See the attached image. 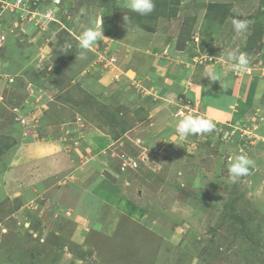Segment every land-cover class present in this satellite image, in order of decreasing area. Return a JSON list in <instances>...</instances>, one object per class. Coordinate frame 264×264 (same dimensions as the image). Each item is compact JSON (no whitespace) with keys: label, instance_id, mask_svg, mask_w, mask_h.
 I'll use <instances>...</instances> for the list:
<instances>
[{"label":"rangeland","instance_id":"rangeland-1","mask_svg":"<svg viewBox=\"0 0 264 264\" xmlns=\"http://www.w3.org/2000/svg\"><path fill=\"white\" fill-rule=\"evenodd\" d=\"M38 5L33 21L0 7V264H264V117H241L222 86L194 94L203 71L227 70L219 53L247 54L239 82L264 65V0H168L148 15L127 0ZM97 23L104 36L81 49ZM171 76L181 90L167 98ZM211 91L228 116L211 113ZM186 114L216 128L180 139ZM241 153L254 166L233 183ZM104 189L121 198L95 200Z\"/></svg>","mask_w":264,"mask_h":264},{"label":"clouds","instance_id":"clouds-1","mask_svg":"<svg viewBox=\"0 0 264 264\" xmlns=\"http://www.w3.org/2000/svg\"><path fill=\"white\" fill-rule=\"evenodd\" d=\"M127 7L140 15H148L153 12L155 8L154 0H127ZM8 14L13 15L7 11ZM237 13L231 20L233 31L237 35H243L248 32L249 23L246 19L239 18ZM127 22L128 17L124 16ZM102 25L97 23L87 27L78 36L79 47L83 50L92 48L97 45L98 41L103 37ZM6 39V37H5ZM5 43V42H4ZM71 48V44H65L64 50ZM83 57V53H81ZM224 60L227 62L229 71L244 72L248 70L249 58L246 53L239 51V49H230L224 54ZM210 80H219V76L215 74L212 69H207L205 75ZM171 103H175V95H173ZM216 128V121L206 115L186 114L179 119L175 125V131L180 139H185L190 135H203L212 132ZM254 166V160L246 154H236L230 158L229 162V177L233 183L239 178L249 175L250 169Z\"/></svg>","mask_w":264,"mask_h":264},{"label":"crops","instance_id":"crops-1","mask_svg":"<svg viewBox=\"0 0 264 264\" xmlns=\"http://www.w3.org/2000/svg\"><path fill=\"white\" fill-rule=\"evenodd\" d=\"M58 1L56 0L57 3H58ZM51 2H53V1H51ZM45 4H46V2H45ZM225 53L226 52L224 51V54ZM224 54L219 53L217 58L221 55L224 56ZM222 58L224 60V57H222ZM222 68H219L217 71H215V74L217 76H219V80H217V84H214L213 82L210 83L211 80L208 77L204 76L205 82L202 83V86H198L195 88L194 94H196L198 97L202 96L203 95L202 90L208 89V87H206L207 84H209V86L215 85V87H218L217 88L218 91H220L221 86H222L223 89H226V88H227V90L231 89L232 93L231 92L230 93L232 94L233 101L235 100L234 105L235 104L236 105L235 106L231 105V102H229L230 104H228V107L231 109L235 108L236 111L239 108V110H241V111L238 114L242 115L241 117L246 116L247 119H251V121H253V119L255 118L254 115H256V113H257L256 111H261L260 116L264 117V65L262 67H259V65H257V64L250 66L249 67V73L250 74H248V75L245 74V76H244L245 79L244 80L242 79V82L237 81L235 75H233V78L231 79L230 74H232V73H231V71H228L227 66H226V68H227L226 71L223 70ZM252 71H255V76H253ZM203 75H205L204 71L200 75L201 78H197V79H199V81H198L199 83H201V79H203L202 78ZM177 80H178L177 76L176 77L171 76V78L169 80H167L168 83H167L166 87H164L163 84L160 85L161 87L159 86V88H160L159 92H161L162 95H164L165 97L167 96V98H168L169 93H170V95H172L173 91H176L175 94L177 96L179 93V90H181V87H179L178 86L179 84H177L178 83ZM218 94H219V96L218 95L214 96L215 94H213V92L212 93L208 92V98L206 99L211 104V106H210L211 111H212L211 113H213V115H216L215 117L217 119L221 118V117L228 116L224 113V109H223V111H219V112L217 110L218 106H216V105L220 104V102H223V98H224L223 92L222 93L218 92ZM241 94H242V96L239 97V95H241ZM210 95L214 96L212 99H214L215 103H214V101H212V99L208 100L210 98ZM214 104H216V105H214ZM260 127H261L263 134H264V119H263L262 123L260 124ZM1 177H2V180L0 181V187L2 186V188L4 189L3 186H5V184H3V183H5V181H6L5 176H4V170H2V172H1L0 178ZM102 179L107 181L104 178H101L100 180H102ZM96 182H98V181H96ZM46 189H47V187L45 189H43L44 193L42 192V195L44 197H46V195L48 194L51 197L52 196L51 193H54V192L50 193V191L48 189L47 190ZM106 189H110V188H106ZM106 189H104V190L106 191ZM104 190H100V192H99L100 198L97 196V194H95L96 195L95 200H102V199L107 200L103 196V194L105 193ZM127 190H128V188H127ZM6 192H7V189L5 190V194H6ZM114 192L115 191L110 190V195H109V196H111L110 200H119L121 197L118 196V194H116V193L114 194ZM130 192L131 191L128 190V193H127L128 197L130 195ZM119 194H121V193H119ZM60 195H62V194H60V193L57 194V196H60ZM9 197H11V195H9L8 198ZM88 197H91V195L88 194ZM72 200H74V199L72 198ZM3 201L6 202L5 200H3ZM64 201H67V200H64ZM7 202H10V200H8ZM8 209L11 210V206H9ZM62 229L65 230L66 227L63 226Z\"/></svg>","mask_w":264,"mask_h":264},{"label":"built area","instance_id":"built-area-1","mask_svg":"<svg viewBox=\"0 0 264 264\" xmlns=\"http://www.w3.org/2000/svg\"><path fill=\"white\" fill-rule=\"evenodd\" d=\"M39 1L40 0H0V7L3 10H8L9 13L13 14L14 12L19 13L23 16L24 12H27L29 14V17H27V20H32L33 17L38 14L37 11L39 9ZM53 11H47L44 16H50L52 15ZM54 14V13H53ZM5 42V36L3 34H0V47L4 45ZM181 105L179 107L183 108L181 110L178 109V113L184 112V109L188 110L190 108H187L186 106Z\"/></svg>","mask_w":264,"mask_h":264},{"label":"trees","instance_id":"trees-1","mask_svg":"<svg viewBox=\"0 0 264 264\" xmlns=\"http://www.w3.org/2000/svg\"><path fill=\"white\" fill-rule=\"evenodd\" d=\"M155 2V8H157L156 6L158 5L160 8H167V5H168V0H154ZM154 8V10H155ZM1 50V48H0Z\"/></svg>","mask_w":264,"mask_h":264},{"label":"bare ground","instance_id":"bare-ground-1","mask_svg":"<svg viewBox=\"0 0 264 264\" xmlns=\"http://www.w3.org/2000/svg\"><path fill=\"white\" fill-rule=\"evenodd\" d=\"M2 46H3V45H2ZM2 46H1V47H2ZM1 47H0V48H1ZM103 196L105 197V199L110 200V196H109V194H108L106 191H105V193L103 194ZM87 197H88V196H87ZM139 242H140V241H139ZM139 242H138V243H139ZM139 244H140V243H139ZM136 246H137V245H136ZM138 246L140 247V245H138ZM133 248H134V247H133ZM134 249H135V248H134ZM147 251H148V250H147ZM164 252H165V251H164ZM161 253H163V252H161ZM159 254H160V252H159ZM163 254H164V253H163ZM160 255H161V254H160ZM158 256H159V255H158ZM132 257H133V256H132ZM132 257H131V258H132ZM136 258H137V257H136ZM157 258H158V257H157ZM162 258H163V257H162ZM166 258H167V257H166ZM132 259H133V258H132ZM138 259H139V258H138ZM138 259H137V260H138ZM153 259H154V257H153ZM104 260H106V259H104ZM134 260H135V259H134ZM159 260H160V259H159ZM107 261H108V260H106V262H107ZM156 261H157V260H156ZM164 261H166V260H164ZM164 261H163V262H164ZM138 262H139V261H138Z\"/></svg>","mask_w":264,"mask_h":264}]
</instances>
